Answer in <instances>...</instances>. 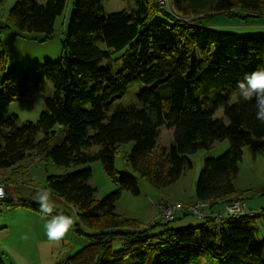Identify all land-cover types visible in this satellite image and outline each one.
I'll use <instances>...</instances> for the list:
<instances>
[{
  "label": "trees",
  "instance_id": "1",
  "mask_svg": "<svg viewBox=\"0 0 264 264\" xmlns=\"http://www.w3.org/2000/svg\"><path fill=\"white\" fill-rule=\"evenodd\" d=\"M102 1L74 0L58 60L13 67L2 77L0 204L40 212L38 202L6 196L5 185L23 173L32 156L62 166L83 164L71 173L45 175L48 188L75 210V232L89 241L63 264H193L200 258L211 264H264V236L260 239L256 226L264 208L214 219L226 204L264 194V188L241 190L234 184L243 147L253 144L264 153V123L256 118L254 101L229 102L245 74L264 68V36L209 25L217 16L264 23V0H170L173 11L159 0H133L131 10L106 11ZM65 6L66 0H16L0 27L43 32L46 39ZM6 58L0 40V71ZM42 79L52 83V93L37 84ZM134 80L144 84L136 103L113 106ZM30 81H36L34 90L46 108L36 122L18 125L7 106L27 94ZM219 107L226 120L214 117ZM162 129L172 130L169 149L157 145ZM224 138L229 148L203 160L196 200L186 203H205V222L176 228L168 225L171 220L153 219L145 225L115 211L122 190L139 192L136 177L115 167L122 143L133 141L125 157L131 168L162 188L190 165L186 154ZM96 160L119 186L100 199L89 183V163ZM157 225L161 229L150 233ZM114 239L122 241L118 250L112 248ZM0 264H5L1 258Z\"/></svg>",
  "mask_w": 264,
  "mask_h": 264
},
{
  "label": "rangeland",
  "instance_id": "2",
  "mask_svg": "<svg viewBox=\"0 0 264 264\" xmlns=\"http://www.w3.org/2000/svg\"><path fill=\"white\" fill-rule=\"evenodd\" d=\"M16 0H5L0 4V24L8 10ZM74 0H66L63 12L56 18L53 26V33L45 39L43 32H26L4 29L0 27V40L6 50V68L0 71V81L6 71L13 67H26L35 64H44L47 61L59 59L71 11L74 9ZM106 11L131 10L134 7L133 0H103ZM167 9L173 11L171 5H165ZM214 29L233 32L238 35L264 36V23L245 22L234 24L232 21L227 25H216ZM122 51L116 53V57ZM120 65H117L119 67ZM30 81V90L20 98L12 100L7 106V114L17 116V123L21 125L26 121L36 122L39 114L43 111L45 103L40 92L34 90ZM40 87L46 89L48 93L53 92V85L47 79L37 82ZM144 87L139 80H134L127 85L124 95L116 99L113 106L121 103L124 106L136 103V95ZM1 89V86H0ZM237 100V91L230 95L229 102ZM214 117L225 115L223 107H219ZM172 144V130L162 129L157 138V145L169 149ZM133 141H128L120 145V151L115 155V167L120 172L130 173L137 179L139 188L138 194H132L126 190L121 191L120 198L115 203V211L130 218L143 222L145 225L154 220L167 221L159 218L158 208L152 206L150 202L158 204L162 200L171 204H185L196 200V182L203 166V160L207 157H218L229 148V140L224 138L215 141L211 148H202L192 154H186V168L182 175L173 183L166 187L158 188L150 184L146 179L140 177L125 160L130 153ZM97 146L93 147L95 151ZM242 158L238 162V174L234 184L238 189L260 190L264 188V153L255 145L248 144L242 149ZM26 169L21 175L11 178L6 188V196L12 198H25L37 202L36 193L41 189H48L45 182L46 174L64 175L71 173L85 165H56L50 160L39 159L32 156L26 159ZM91 176L89 183L95 187V197L102 198L106 194L116 191L119 186L113 182L105 173L100 161L89 163ZM51 191V190H50ZM52 199L57 212H63L73 217L77 222L78 218L75 210L63 202L53 191ZM246 199L248 208H264V194L256 193L248 195ZM244 200V199H242ZM264 211L256 222L260 239L264 236L262 224ZM50 217L42 216L36 210L26 206L6 207L0 204V258L5 264H63L69 256L75 254L89 241L75 232L74 227L62 240L51 241L46 235L45 224ZM205 216H198L190 212L187 208L177 209L173 220L168 222L169 226L181 228L191 225H200L205 222ZM210 225V223H207ZM161 229L160 225L150 230V233ZM27 237V239H24ZM113 250L122 247V241L114 239L111 243ZM204 259V258H201ZM193 264H202L200 260ZM211 264V263H208ZM215 264V263H214ZM217 264V263H216Z\"/></svg>",
  "mask_w": 264,
  "mask_h": 264
},
{
  "label": "clouds",
  "instance_id": "3",
  "mask_svg": "<svg viewBox=\"0 0 264 264\" xmlns=\"http://www.w3.org/2000/svg\"><path fill=\"white\" fill-rule=\"evenodd\" d=\"M236 90L238 101L255 102L256 118L264 123V68H257L245 74L243 80L237 82ZM4 195V190L0 187V198ZM36 199L42 216L50 217L45 224L48 239L57 242L62 240L74 227L73 217L56 211L52 193L48 189L39 190L36 193Z\"/></svg>",
  "mask_w": 264,
  "mask_h": 264
},
{
  "label": "built area",
  "instance_id": "4",
  "mask_svg": "<svg viewBox=\"0 0 264 264\" xmlns=\"http://www.w3.org/2000/svg\"><path fill=\"white\" fill-rule=\"evenodd\" d=\"M161 4L170 5V0H159ZM1 187V186H0ZM152 206H155L158 208L159 216L163 220H173L175 212L177 209H183V206H187L186 208L190 210L192 213L197 214L199 217L204 216L205 213L203 211V207L205 206V203L201 201H196L194 203L188 204V205H182V204H171L166 201H161L158 204L150 202ZM255 210H250L247 207V203L245 200H235L232 203L226 204L223 209L219 212L214 213V219L215 221H221L224 217L232 216L237 217L242 214H249L253 215ZM256 212V211H255Z\"/></svg>",
  "mask_w": 264,
  "mask_h": 264
},
{
  "label": "crops",
  "instance_id": "5",
  "mask_svg": "<svg viewBox=\"0 0 264 264\" xmlns=\"http://www.w3.org/2000/svg\"><path fill=\"white\" fill-rule=\"evenodd\" d=\"M229 21H232L234 24H241V23H244V22H240V20L239 21H237V20H226V19H224V18H222V17H219V16H217V17H215L211 22H209V25H219V24H221V25H227V22H229ZM250 23H254L253 22V20H250L249 21ZM255 23H263L262 21H256ZM254 209H258V210H260V209H262V208H254ZM200 261H201V263L202 264H208V262L205 260V259H199Z\"/></svg>",
  "mask_w": 264,
  "mask_h": 264
},
{
  "label": "bare ground",
  "instance_id": "6",
  "mask_svg": "<svg viewBox=\"0 0 264 264\" xmlns=\"http://www.w3.org/2000/svg\"><path fill=\"white\" fill-rule=\"evenodd\" d=\"M133 3H134V1H133Z\"/></svg>",
  "mask_w": 264,
  "mask_h": 264
}]
</instances>
